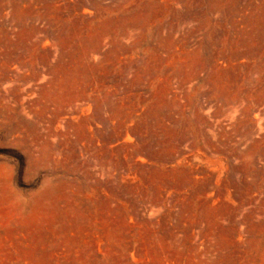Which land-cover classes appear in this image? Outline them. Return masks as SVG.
<instances>
[{
  "label": "rangeland",
  "instance_id": "374dc122",
  "mask_svg": "<svg viewBox=\"0 0 264 264\" xmlns=\"http://www.w3.org/2000/svg\"><path fill=\"white\" fill-rule=\"evenodd\" d=\"M0 264H264V0H0Z\"/></svg>",
  "mask_w": 264,
  "mask_h": 264
}]
</instances>
